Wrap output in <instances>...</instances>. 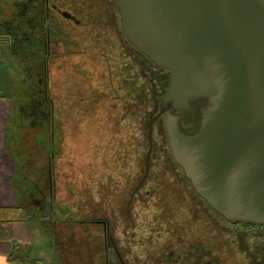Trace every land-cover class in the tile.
<instances>
[{
    "label": "flooded vegetation",
    "instance_id": "af4514ba",
    "mask_svg": "<svg viewBox=\"0 0 264 264\" xmlns=\"http://www.w3.org/2000/svg\"><path fill=\"white\" fill-rule=\"evenodd\" d=\"M118 53L120 71L113 73ZM0 54L9 56L14 71L15 83L5 98L21 109L33 131L22 134L24 146L16 155V203L29 225L45 236L44 243L37 235L39 245L50 247L43 250L46 259L19 253L27 257L26 263L17 257L19 264H264V224L231 222L213 211L180 167L167 163L169 149L154 154L152 148L147 174L144 156V173L137 177L129 176L124 164L128 152L94 157L90 171L103 170L107 179L90 186L89 211L77 210L80 187L73 212L54 210L61 174L52 161L55 145H66L65 130L72 124L75 138L86 124L96 130L97 117L81 116L80 110L95 112L96 75L126 80L129 56L132 65L160 69L124 37L111 0H0ZM162 73L168 81V72ZM101 104L106 106L107 99ZM101 118L108 127L111 118ZM159 119L165 134L164 117ZM39 138L43 148L34 156ZM113 156L121 162L115 164L118 182L108 179Z\"/></svg>",
    "mask_w": 264,
    "mask_h": 264
},
{
    "label": "water",
    "instance_id": "95a60500",
    "mask_svg": "<svg viewBox=\"0 0 264 264\" xmlns=\"http://www.w3.org/2000/svg\"><path fill=\"white\" fill-rule=\"evenodd\" d=\"M127 41L168 72L173 161L224 219L264 224V0H111Z\"/></svg>",
    "mask_w": 264,
    "mask_h": 264
},
{
    "label": "rangeland",
    "instance_id": "374dc122",
    "mask_svg": "<svg viewBox=\"0 0 264 264\" xmlns=\"http://www.w3.org/2000/svg\"><path fill=\"white\" fill-rule=\"evenodd\" d=\"M117 58L118 64L113 66V73L115 71L119 73L120 71L119 53ZM128 59L127 73L124 74L127 79L121 80L120 76H112L110 78L107 75L103 76V74L98 73L95 84V98L98 105L95 112L89 114L88 109H80L83 112L81 116L93 115L97 117L96 130L91 128L88 130V125L86 124L84 129L81 126L79 130L80 137L75 138V134L73 135L74 126L72 124L65 130L66 145H55L52 161L59 165L61 171V174H59V185H57L56 189L58 202L54 206L55 211L73 212L77 206V196L74 195V192H77V188L79 187L81 196L79 198L80 207H77V210L81 207L83 209L84 207V211H89L88 190L90 186L94 181L97 182L96 180H98V184L101 182L105 184L107 179V173L105 171L98 169H95L96 171L94 169L90 171L89 164H94V157L98 158L104 152L111 154H118L120 151L124 153L128 152L131 154V156L128 155L129 157L127 159L129 176L137 177L139 175L143 158L147 151V122L155 113L159 99L164 93L167 77L163 75L162 71H153L147 64L145 66L132 65L130 56ZM98 62L97 60L96 70H98ZM1 63L4 64L3 62ZM2 70L5 73L6 67L3 65ZM8 94L9 91L4 93L5 96H8ZM88 95L89 93L86 92L87 98ZM105 99H107L108 104L102 106L101 103ZM58 115L60 114L58 113ZM104 116L111 118V120L107 119L106 124L108 127L105 126L106 128L103 125L105 124V119L101 118ZM153 141L156 147L153 153L157 154L162 146L160 134L157 133V126L153 130ZM42 148V139L39 138L31 154H34V156L40 154ZM115 158L113 156L111 178L108 177V179L118 182L121 177L117 171L118 165L115 164L121 162L118 157L115 156ZM94 177L95 179H93ZM118 185L120 184L118 183ZM60 201L61 203L59 204ZM27 226H30L27 221L25 223H15L14 236L18 235L19 237L15 241L18 244L26 245L30 249V253L25 252L26 255L30 257L41 255L45 259L48 258L47 252L50 247H45L44 245L41 247L39 245L37 235H42L41 240L43 242L45 241V236L41 234L40 227L35 226V228H29ZM34 236H36L35 241H32L31 239ZM40 249L42 253H40ZM37 250L38 252L35 253ZM43 250L47 252L43 253ZM17 263L19 264V262Z\"/></svg>",
    "mask_w": 264,
    "mask_h": 264
},
{
    "label": "crops",
    "instance_id": "0c3cea01",
    "mask_svg": "<svg viewBox=\"0 0 264 264\" xmlns=\"http://www.w3.org/2000/svg\"><path fill=\"white\" fill-rule=\"evenodd\" d=\"M8 57V55L0 54V60L4 63L0 62V207L4 208L14 206L18 200L15 187L16 179L19 178L15 166V162H17L16 155L18 154L19 146H24V144H21V141L24 143L22 139H25L22 134H26L27 130H29L30 134L33 132L27 128L25 119L21 118V109L15 107L5 98L4 93L11 89V83H15L12 81L14 71L8 66ZM2 65L6 67L5 73L2 70ZM22 179L25 182L24 176ZM23 212L24 210L22 209L20 218L12 223L13 240L20 247L13 250L10 242L0 241V264H18L19 260L17 257L21 260L22 258L17 255L29 249L26 245L18 244L15 239H19V237L18 235L14 236L15 223H25L26 221ZM27 227L31 228V226ZM10 254H13L12 257L16 256L12 259V262L10 261Z\"/></svg>",
    "mask_w": 264,
    "mask_h": 264
},
{
    "label": "trees",
    "instance_id": "16d2710c",
    "mask_svg": "<svg viewBox=\"0 0 264 264\" xmlns=\"http://www.w3.org/2000/svg\"><path fill=\"white\" fill-rule=\"evenodd\" d=\"M158 71H162L163 72L165 70H163V69L160 68V69H158ZM167 86H168V81L166 80V88L164 90V93H165V91L167 89ZM164 93L161 95L160 99L163 97ZM160 99H159V101H160ZM156 113H157V108H156V111L153 114V116ZM153 116H151L148 119V122H149V120ZM148 122H147V128H148ZM155 126H157V133L160 134V137H161V134L164 135L163 138L161 137V142H162V144H161L162 145L161 146V150L168 151L167 139H166V135L163 132L162 120L161 119H157L153 123V130H154ZM161 131H162V133H161ZM146 134H147V130H146ZM152 143H153V148H156L155 147V144H154V141H153V131H152ZM146 145H147V149H148L147 137H146ZM128 155L131 156V154H129V153H128ZM163 156H165V155H163ZM167 163L176 165L172 159H171V161H169ZM124 164H126L127 166H129L128 160H126L124 162ZM143 166H144V160L142 162L141 170L139 172L141 175L144 173L143 172L144 171V167ZM183 178H185V177L183 176ZM31 180L35 181L34 179H31ZM25 184L27 185V183H25ZM18 204L19 203H16L14 206H12L10 208L0 207V241H8V242H10L11 247H12L13 250H15L16 248H19L20 247V245H17L14 242V240H13V232H12V223L15 222L17 219L20 218V216H21L20 214L22 212V208H20V205H18ZM12 256H13V254H10V261L11 262L13 261L12 259H14V257H12ZM25 257H26L25 255L21 256V258L24 261V263H26V258H27V257L26 258Z\"/></svg>",
    "mask_w": 264,
    "mask_h": 264
}]
</instances>
